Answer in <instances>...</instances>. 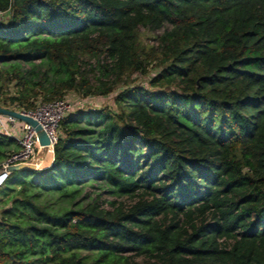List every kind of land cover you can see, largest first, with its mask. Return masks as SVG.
<instances>
[{"label":"trees","instance_id":"16d2710c","mask_svg":"<svg viewBox=\"0 0 264 264\" xmlns=\"http://www.w3.org/2000/svg\"><path fill=\"white\" fill-rule=\"evenodd\" d=\"M164 25L147 87L64 116L50 163L0 186V264H264V0H0V107L106 95ZM88 183L133 202L30 193Z\"/></svg>","mask_w":264,"mask_h":264},{"label":"built area","instance_id":"2783aa9c","mask_svg":"<svg viewBox=\"0 0 264 264\" xmlns=\"http://www.w3.org/2000/svg\"><path fill=\"white\" fill-rule=\"evenodd\" d=\"M93 98V96L87 95L84 98L68 101L61 97L49 102L37 103L29 109L7 108L34 119L47 140V144L44 145L39 144L36 132L30 125L11 116L0 114V133L13 138L18 146L16 151L0 161V186L8 177L10 173L8 167L11 165L32 163L36 169H40L41 167H37V163L42 151L52 154L53 145L58 137L59 121L74 111L97 108L93 107Z\"/></svg>","mask_w":264,"mask_h":264},{"label":"rangeland","instance_id":"374dc122","mask_svg":"<svg viewBox=\"0 0 264 264\" xmlns=\"http://www.w3.org/2000/svg\"><path fill=\"white\" fill-rule=\"evenodd\" d=\"M168 25H164L163 27L156 29V30H150L146 27L139 26L137 28V41L138 43L143 47L144 53L146 54L145 60H146V72L144 74H140L137 72H132L129 76H125L122 78V80L115 84L113 89L106 95H93L94 102L93 107L97 108H105L110 111H115L116 108L114 104L112 103V97L114 94H116L118 91L125 87H129L132 85H141L143 87H147V81L148 79L157 71L158 66L156 65L155 59L151 58L153 57L150 55V52L155 49V46L157 45V36L162 32V30L168 28ZM148 55V56H147ZM150 57V58H149ZM90 77H92L91 73L89 74ZM91 81L93 82L92 78ZM109 95H112L111 97ZM103 97V98H100ZM64 99L68 101H73L79 98H84L83 95L80 93H77L75 91H68L63 96ZM37 104V103H36ZM32 108V107H31ZM39 167V165H37ZM33 196V202L36 204H43L48 211H58L61 208L69 207L71 204L76 203L79 205H83L86 202L90 201L92 198L98 196V201H101L103 204V207L108 208L109 202L112 201L115 203V205H121V206H128L130 205L133 200L132 198L126 197V196H120L115 197L112 194L106 192V190L101 189L97 186V184H85L79 190L72 194L71 199L66 195H59L56 191H44L41 189H34L30 191ZM9 203V199L4 197L0 194V213L1 211L7 207Z\"/></svg>","mask_w":264,"mask_h":264},{"label":"water","instance_id":"95a60500","mask_svg":"<svg viewBox=\"0 0 264 264\" xmlns=\"http://www.w3.org/2000/svg\"><path fill=\"white\" fill-rule=\"evenodd\" d=\"M0 114L1 115H5V116H11L19 121H22L28 125H30L34 131L36 132V135L38 137V142L40 145H44L47 144V140L44 136V133L40 130L39 125L36 123V121L34 119H32L29 116H25V115H21L11 109H7L4 107H0ZM35 166L32 163H21V164H16V165H11L8 167V170L10 172L12 171H16V170H35Z\"/></svg>","mask_w":264,"mask_h":264},{"label":"crops","instance_id":"0c3cea01","mask_svg":"<svg viewBox=\"0 0 264 264\" xmlns=\"http://www.w3.org/2000/svg\"><path fill=\"white\" fill-rule=\"evenodd\" d=\"M51 159H52V154L41 155L39 159L40 167L42 168L44 166H47L50 163Z\"/></svg>","mask_w":264,"mask_h":264},{"label":"bare ground","instance_id":"6f19581e","mask_svg":"<svg viewBox=\"0 0 264 264\" xmlns=\"http://www.w3.org/2000/svg\"><path fill=\"white\" fill-rule=\"evenodd\" d=\"M45 154H49V153L47 151H45V153H44V151H42L41 155H45ZM37 165H39V167H40V162H38Z\"/></svg>","mask_w":264,"mask_h":264}]
</instances>
